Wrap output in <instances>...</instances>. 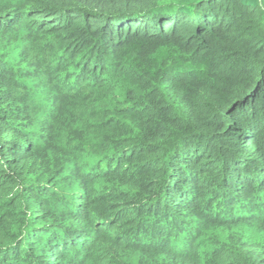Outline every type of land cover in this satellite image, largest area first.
I'll return each instance as SVG.
<instances>
[{"label":"trees","instance_id":"obj_1","mask_svg":"<svg viewBox=\"0 0 264 264\" xmlns=\"http://www.w3.org/2000/svg\"><path fill=\"white\" fill-rule=\"evenodd\" d=\"M0 20V264H264V0Z\"/></svg>","mask_w":264,"mask_h":264},{"label":"snow or ice","instance_id":"obj_2","mask_svg":"<svg viewBox=\"0 0 264 264\" xmlns=\"http://www.w3.org/2000/svg\"><path fill=\"white\" fill-rule=\"evenodd\" d=\"M0 26H3V21L2 20H0Z\"/></svg>","mask_w":264,"mask_h":264}]
</instances>
